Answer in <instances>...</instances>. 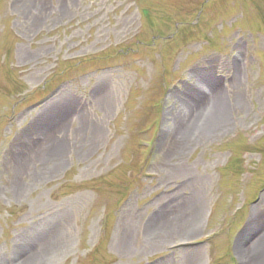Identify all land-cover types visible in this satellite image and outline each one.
Listing matches in <instances>:
<instances>
[{
    "label": "rangeland",
    "instance_id": "374dc122",
    "mask_svg": "<svg viewBox=\"0 0 264 264\" xmlns=\"http://www.w3.org/2000/svg\"><path fill=\"white\" fill-rule=\"evenodd\" d=\"M0 264H264V0H0Z\"/></svg>",
    "mask_w": 264,
    "mask_h": 264
},
{
    "label": "bare ground",
    "instance_id": "6f19581e",
    "mask_svg": "<svg viewBox=\"0 0 264 264\" xmlns=\"http://www.w3.org/2000/svg\"><path fill=\"white\" fill-rule=\"evenodd\" d=\"M216 101H217V100H216ZM216 101L214 100V102H216ZM219 110H222V108H220ZM222 111H223V110H222ZM220 112H221V111H220ZM222 113H223V112H221V115H222ZM216 118H217V117H216V114L214 113V117L211 118V120H212L211 126H212L213 128H215V127L221 125V121H219V120L217 121ZM52 156L54 157V154H53ZM54 158H55V157H54ZM54 158H53V159H54ZM250 227H251V226H250ZM252 227H253V226H252ZM253 231H254L253 228H249L248 231H247V237L251 238V236H252V234H253V233H252Z\"/></svg>",
    "mask_w": 264,
    "mask_h": 264
}]
</instances>
